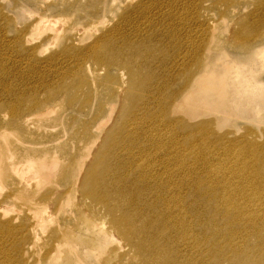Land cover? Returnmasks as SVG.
<instances>
[{"label": "rangeland", "instance_id": "1", "mask_svg": "<svg viewBox=\"0 0 264 264\" xmlns=\"http://www.w3.org/2000/svg\"><path fill=\"white\" fill-rule=\"evenodd\" d=\"M159 8H163V12L153 13ZM168 10H175L179 15H165ZM42 14L46 18L60 20V30L57 32L52 27L39 29L43 24L33 27ZM143 27L147 29L137 33V29ZM108 42H113L115 50L123 55L124 60H133L130 67L134 66V71H138L137 66L140 69L138 75L134 77L131 68L110 69L100 61L98 63L99 57L107 53L105 44ZM206 47L212 50L210 58H206ZM260 47H264V0H0V68L3 67L0 71V104L4 103V107L0 106V147L1 150L4 148L0 164L6 168L0 180V222H8L11 230L3 239L7 257L16 256L15 248L19 243V264H63L65 257L70 258V264H76L77 258L82 260V264H176L169 262V257L179 260L180 264H193L194 261L185 259L184 244L177 241L167 249L162 243L156 247L149 244V252L143 253L136 246L143 235L129 237L115 223L116 218L124 216L125 210L131 212L129 204H132L133 192H128L123 182H112L111 176L105 178L106 187L113 194L120 195L113 199L115 211L111 213L103 205L84 197L82 180L89 178L87 167L90 169L99 165L108 153L110 145L122 130L123 116L131 117L135 101L161 92L157 79H149L152 77L148 75L149 67L157 71L158 77H164L166 89L163 88V94L168 104L180 90L188 88L187 84L192 83L197 71L205 64L220 67L223 62L229 61L233 66L244 63L250 68L252 60H259L253 54ZM108 53L112 54L113 50ZM178 57L184 58L185 67L174 74V79H167L168 71L171 73L167 69L171 59ZM140 63L146 66L145 70L139 66ZM253 68L258 71L255 73L257 80L264 83V65L255 62ZM151 81L152 85L147 89L150 92L145 89ZM3 83H7L8 88ZM60 86H69L62 92L65 103L54 107L49 116L32 117L28 127L12 121L10 106L18 97L24 95L22 98L27 104L33 100L42 104L48 98V90L55 89L57 92ZM117 93L125 101L120 105L115 103L110 120L99 132L96 127L100 121L107 119L111 103L117 101L114 96ZM259 103H247L239 108L237 116L229 118L209 116L190 119L185 114L172 115V118L173 121L177 119V130L180 124L184 131V127L195 129L205 121L210 132L225 142L244 137L256 143V156H259L256 167L260 171L259 180L264 181V96ZM24 106L30 108L29 105ZM179 116L182 120L178 119ZM161 125L169 128L164 121ZM149 133L155 136L151 130ZM97 134L101 138L96 140L90 152H86L85 172L81 179L76 180L78 184L73 185L78 199L73 206H67L64 213H56V203L52 202L50 208L41 213L45 218L51 216L54 221L47 220L33 231L28 220L34 216L30 208L37 207L33 201H38L42 193L48 192L51 184L45 185L32 201L20 194L15 196L23 188L22 177L10 171V166L23 158L22 154L30 143L41 142L42 145L48 144L46 148H53L56 144L49 141L57 140L59 156H66V160L61 161L60 177V174L72 172L67 165L78 159L84 143L89 139L92 141ZM208 136L215 140V137ZM188 137L189 134L184 131V148L189 144ZM198 146L197 141L195 147ZM96 150L104 155H95ZM10 153L14 154L13 159ZM121 158H126L125 153L122 152ZM138 190L148 192L144 188ZM185 191H188L186 185ZM80 202L83 209L78 207ZM208 205L206 200L205 207ZM143 207L138 205V215ZM86 215L90 220L85 219ZM184 216L193 215L187 211ZM219 221L222 222V218ZM136 225L139 231L143 224ZM100 230L109 236L102 250L99 244L103 242L98 241ZM66 236L76 241V248L69 252L63 246L57 261L54 244ZM261 244L260 238H252L242 244L241 259L256 264L264 254V244ZM173 245H177L179 253H172ZM228 254L230 252L222 256L225 258ZM4 258L5 254L0 253V263ZM209 262L206 264H216L214 258ZM12 264H18V261Z\"/></svg>", "mask_w": 264, "mask_h": 264}, {"label": "bare ground", "instance_id": "2", "mask_svg": "<svg viewBox=\"0 0 264 264\" xmlns=\"http://www.w3.org/2000/svg\"><path fill=\"white\" fill-rule=\"evenodd\" d=\"M155 12L161 13L163 8L153 13ZM164 14L179 15L175 10H168ZM58 22L60 20L46 18L42 14L39 16V22L33 24V27L43 24L39 29L52 27L58 32L60 30ZM146 29V27L139 28L137 33ZM112 32L113 30L106 36ZM105 45H107V53L99 57L98 63L100 61L102 65L110 69L120 67L121 69L131 68L132 72L134 71V66L130 67L133 60H124L123 55L115 50L113 42ZM110 49L113 50L112 54L108 53ZM206 49V54H208L206 58L212 57L211 48L206 47ZM181 57L176 60L171 59L172 62L167 68L171 73L167 70V79L173 78L174 74L185 67L184 58ZM253 57L259 60H252L250 68L242 61L239 63L242 62L243 65L237 66H233L229 61L223 62L220 67H215L210 63L205 66L201 64L202 69H199L197 74L195 73L192 83L187 84L188 88L180 90V94L177 93L178 96L173 94L172 102L168 104L163 94V88L166 86L164 77H158L157 71H152V68L147 66L150 71L148 75L152 76L149 79L152 81L157 79V84L162 87L161 92H155L154 96L136 100L131 117L129 118L126 114L123 116L122 130L118 138L110 145L108 153L104 155L99 150L94 153L100 157L104 156L99 165L90 169L89 166L87 167L86 172L89 173V178L82 180L81 187L85 188L82 194L87 200L91 199L92 202L103 205L108 211L114 213L112 201L120 195L113 194L104 181L106 177L111 176L112 182H123L128 192H133L130 199L132 204H129L131 212L125 210L124 216L116 218L115 223L124 229L129 237L143 235L136 244L143 253L148 251L149 244L151 247H156L162 243L167 249L177 241L184 244L185 259L194 261L193 264L210 263L211 258L215 259L216 264H224L223 260L229 261L230 264H253L242 260L240 253L243 250L241 245L252 238H260L264 244V181L259 180L260 171L256 167L257 160H259V156H256V143L244 137L225 142L224 139L210 132L205 121L201 119L203 122L195 129H192V126L184 127V131H187V135L189 134L187 138L189 144L187 148H184L183 125L180 124L177 130L175 127L177 119L173 121L172 118V115L177 116L178 114H185L190 119L209 116H216L220 119L229 118L231 115L237 116L239 108L247 103L260 104L259 100L264 96V83L255 77L258 71L253 68V64L260 62L264 65V47L256 49ZM139 66H142L144 70L146 68L142 63ZM135 67L140 72V69ZM2 69L3 67L0 71ZM138 71L132 73L134 77L139 74ZM122 74L124 76V73ZM152 81L145 90L151 87ZM3 85L8 88L7 83ZM68 88L69 86H60L59 92L49 89L48 98L42 104H38L39 102L35 100L27 104L22 98L24 95L18 97L17 101L10 106L12 121L17 125L28 127L32 117L49 116L54 107L65 103L62 92ZM114 96L117 97V101L111 103L107 119L98 123L96 129L99 132L103 131L110 120L113 108L116 106L115 103L120 105L125 101L119 93ZM23 103L29 105L30 108H25ZM0 106L4 107V103ZM178 119L182 120V117L179 116ZM163 121L169 128L161 125ZM149 130L156 137L149 133ZM167 133L170 134L167 135ZM208 135L215 137V140ZM99 137L97 134L92 141L89 139L84 143L78 153V159L70 161L67 165L68 170L71 169L72 172L60 174V177L61 161H65L66 156H59L60 147L56 143L57 140L50 139L49 143L56 144L53 148H46L48 144L42 145L41 142L30 143L22 154L23 158L19 156L20 161L17 164L10 168L6 165L10 171L13 170L22 177L23 188L17 191L15 196L20 194L23 198L32 201L45 188V185L51 184L48 192L42 193L38 201H33L37 207L30 208L34 216L29 217L28 220L33 231L42 227L47 220L54 221L51 216L45 218L41 213L47 211L52 202L56 203V213H64L67 206L74 205L78 195L73 185L78 184L79 181L76 180L83 176L86 152H90ZM197 141L199 142L198 148L195 147ZM0 151L1 155L2 152L4 153V148L1 150L0 147ZM122 152L125 153V159L121 158ZM3 170L6 168L0 164V180ZM25 184L26 187H24ZM184 185L188 189L187 193L185 191L186 194ZM142 188L147 189L148 192L138 190ZM155 196L156 198L153 199ZM206 200L209 203L208 207H205ZM140 204L144 207L141 209L142 213L138 215L137 210ZM82 206L81 202L78 203L80 209H83ZM187 211L193 216H184ZM85 212H87L86 209ZM219 218H222V222ZM85 219H89L88 215ZM139 223L143 224L140 232L136 225ZM93 225L97 226V224ZM99 232L98 241L103 242L99 244V248L102 250L106 247L105 243L109 236L103 230ZM9 233H11L9 223L0 222V253L5 254L0 264H12L15 261L19 264V254H17L21 251L19 243L15 248L16 256L7 257L3 239ZM68 237L54 244L53 249L57 254V261L61 257L63 246H66L69 252L76 248V241ZM166 243L169 244L166 245ZM173 248L172 253H179L177 245H173ZM226 252L230 254L224 258L222 254ZM259 258L256 264H264V254ZM172 261L180 264L179 260L169 257V262ZM69 262L70 258L65 257L63 264H70ZM75 263L82 264V260L77 258Z\"/></svg>", "mask_w": 264, "mask_h": 264}]
</instances>
